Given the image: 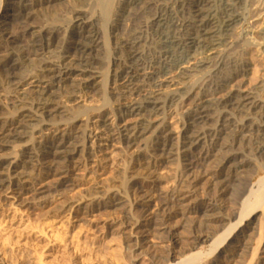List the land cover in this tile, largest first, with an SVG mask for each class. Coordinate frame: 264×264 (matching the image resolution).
Here are the masks:
<instances>
[{"label": "rangeland", "instance_id": "1", "mask_svg": "<svg viewBox=\"0 0 264 264\" xmlns=\"http://www.w3.org/2000/svg\"><path fill=\"white\" fill-rule=\"evenodd\" d=\"M25 1L24 5L28 4L30 6L35 0ZM193 1L126 0L125 3V0H57L53 4L54 8L52 5L50 10H38L40 12L38 15L37 11H31V13L26 11L24 13L20 7L13 4L18 2L17 0L12 2L11 0H0V19L6 16L4 21L17 38L19 35V38H21L25 33L28 34L33 31L36 32V35L39 33V36H43L40 41L44 42L47 39L45 36L52 31L54 34L53 40L56 42L63 41L65 48H68L69 45L71 49L73 45L80 41L81 43L78 42L79 45L77 44V46H86L90 49L87 54L82 56L77 54L75 59L77 60L76 68H71L75 71V76H78L73 83L75 89L61 88L58 90L55 86L54 88L50 87L49 85H53L48 80L43 81L44 86L50 87V93L54 91L56 96L60 97L59 100L57 98L60 105L57 102L56 105L53 104L54 107L59 105L58 111L55 112L54 117H49L46 120L53 128L61 125L66 126L67 124L70 127L75 124L81 132L87 133L89 151L85 157H76L72 161L69 175L66 178L69 186L59 194H53V189L64 176L58 173L44 175V170L41 167L34 169L32 179H38L34 181L36 183L33 186L34 191L43 188L50 191L48 196H41L43 199L41 197H39L41 199H36L32 194L14 199L11 192H6L5 189L0 190V264H180L184 259H187L188 241L195 233L193 231L194 222L198 221V219H194L196 216L191 218H184L180 215L174 216L167 222L169 228L173 227L172 230L177 238V244L172 249L167 250L163 248L162 238L157 234L156 229L160 225L157 221H152V224L149 223L147 228L139 229L132 235L124 230L122 216L130 209L129 205L117 209H101L98 211L91 208L83 210L82 208L85 203L90 204L91 201L104 199L108 193L119 192L125 196L126 192H130L129 189L132 185L144 182L142 177L136 175L137 173L134 172V167L129 160L133 155L145 154L146 147L150 145L153 130L140 138L139 144L126 149L118 136L119 125L116 111L121 107L123 108L125 105L127 106L136 101H142L150 93L158 91L176 101L186 98L187 93L192 88L198 87L214 70L212 69L214 64L207 65L205 58L225 57L226 53L232 57L237 56L243 59L248 65V73L234 83L233 88H240L244 92L252 93L257 101H261L264 97V92L259 89V86L264 82V49L262 50L261 46L258 45V47L256 44L245 40L249 33V35H253L259 40L258 43H263V40L259 37L261 31L264 30V16L261 22L252 27L247 24L248 21H244L248 19V16L245 6H242L239 13L240 11L243 13V18L230 28L225 42L227 45L224 43L216 46L204 55L198 52V55L189 62L188 58H185L186 54L171 43L174 38H181V36L184 38L185 31H176L172 25H183L185 23L188 16L187 14L184 15L181 5L186 4L188 6ZM209 1L219 13L221 0ZM247 1L250 3L252 0H245L244 3ZM74 5L76 8H74ZM77 6L81 11L78 10ZM27 12L30 14L28 21L18 17V15H25ZM75 12H79V17H75ZM9 15H15L16 18H13V20L16 21L14 23ZM22 21L23 25L19 24ZM29 23H31V26ZM11 26H14V28ZM40 28L41 30H39ZM57 32L61 36L57 37ZM258 34L259 37H257ZM24 37L22 45H32L31 40L29 41L31 38L28 35ZM60 37L63 39L60 40ZM71 39L73 40L71 41ZM40 44L37 45L40 46ZM53 50L51 49V51ZM134 52L135 54H133ZM73 53L74 50L71 51V55H74ZM51 57H54V54ZM164 63L165 65L162 68H165V71L157 74L158 76L155 75L154 71H158V68H161V64ZM34 66H29L27 73L21 71L22 73L18 72L19 74H17L22 75L20 78L35 74L39 66L38 64ZM34 70L36 71L34 72ZM224 70H226V72H223L224 74L232 71L231 69L228 71L227 68ZM125 73H130L128 78L130 89L134 91L137 88L133 96L122 93ZM82 78L84 79L82 80ZM135 79L136 81H134ZM0 83L3 86L0 90V130L7 123L14 121L20 122L24 133V137L20 140L15 138L0 141V145H4V149H0V162L9 161L11 163L15 162L16 157L21 156L20 151L22 149L34 148L36 141L39 140L40 135L32 136L31 134L39 126L38 115L32 110L33 100H36L37 97L35 95L28 96V101L23 98L21 100L20 97L16 101L15 95L7 89L5 83L1 81ZM28 88L33 92H38L37 84L30 85ZM66 90L68 93L63 92ZM74 96L75 99L69 102L68 99ZM26 102L28 107L25 106ZM167 115L168 117L163 122L168 124L170 128L176 129V124L180 119L176 107H170L169 105ZM21 118L22 120H20ZM129 119L131 120L129 121L130 124L133 125L137 117L136 120L134 118ZM141 120H138L139 123ZM162 120L163 116L148 119V121H153L155 124L157 122V125H160ZM104 122H106L105 125ZM143 125H145V122H143ZM110 130L111 132H109ZM50 134L48 131L44 132V135ZM250 144H258L263 150L261 153H256V155H253L250 151L245 155V159L249 161L250 166L245 168L244 171L234 173L229 183L228 193L223 195L216 203V213L228 215L233 212L235 214V218L230 222L231 225L240 219L244 206L252 200L254 201L257 194L264 192V179L258 183V179L252 181L251 178L254 169L264 163V129L258 137L244 139L239 145L240 148H246ZM34 149L38 153V149L36 147ZM179 164V158L175 157L158 171V176H163L165 180L166 178L169 179L161 185L162 189L171 186L172 178L177 173L179 174ZM215 167L216 165L210 164L209 170L215 172ZM27 171L30 172V169ZM197 173L201 174V172ZM39 175L41 176L39 177ZM249 181L251 182L250 185L242 190V186ZM215 192V189L210 188L209 181L204 179L200 181L197 189H195V193H197L195 198L201 203L208 197H213ZM51 193L53 195H50ZM193 200L189 201L191 205ZM72 206L73 210L70 209ZM263 212L264 208L258 209L254 214L255 219L253 221L245 218L240 229H245L246 233L240 238L242 243L240 241L238 256L229 264H249L255 249H259L255 262L262 264L261 262L264 259ZM139 215L140 213L136 212L135 218L137 219ZM149 219V217L142 218V221L148 222ZM230 224H227V228H221L215 238L222 236V233L226 232ZM238 232L239 229L233 235L237 239L241 235ZM136 238L140 242L138 247L136 242L132 240ZM211 249L212 241L200 246V253L204 252L201 259L189 264H210L216 260L219 254L210 256ZM159 251L165 252V256H156V252Z\"/></svg>", "mask_w": 264, "mask_h": 264}, {"label": "bare ground", "instance_id": "2", "mask_svg": "<svg viewBox=\"0 0 264 264\" xmlns=\"http://www.w3.org/2000/svg\"><path fill=\"white\" fill-rule=\"evenodd\" d=\"M12 1L15 0H11V2ZM17 1L18 2L13 4L20 7L24 13L26 11H30V13L31 11L38 12V10L47 11V9L50 10L52 7L54 8L53 4L57 2V0H35L36 2L34 1L32 5H30L31 2L29 1L30 6H28V4L24 5L26 3L25 0ZM244 1L221 0V10L219 13H217V9H215V6L211 4L209 0H194L190 5L188 4V6H186V4H182L181 9L184 15L187 14L188 17H185L186 21L183 25L173 24L172 27H174V30L179 32L185 31V35L184 38L181 35H179L181 38H174L171 41L172 45H174L178 50H182L183 53L186 54L185 58H188L190 62L198 55V52L199 54L203 53L202 55H204V53L211 51L216 46L224 44L228 33L230 32V28L243 18V13H241V11L239 13L242 6H245L248 16V19L244 21H248L247 24L252 27L255 26L258 22H261L264 16V0H252L250 3L247 1L249 3L248 5L246 4L247 2L244 3ZM74 8H76V6ZM17 9L19 10V8ZM78 10H80V8ZM39 13L40 12L37 14L39 15ZM12 15H9V17L13 20V18L16 17L15 15ZM74 15L77 17L79 12H75ZM18 17L28 21L30 19V14L27 12V14H21L20 16L18 15ZM5 18L6 16L0 19V81L4 82L7 89L15 95L16 101L17 99H20V97L21 100H27V97L32 95L37 97L36 100H33V104H31L32 110L36 115H38L39 126H37L31 134L32 136L40 135V137L35 143L38 153L37 150L34 149L35 147L26 148L20 151L21 156L16 157L14 159L15 162H0V190L5 189L6 192H11L14 195V199H19L23 196L31 194L36 199L44 195L48 196L50 191H47L45 188L41 190L39 189L38 191L33 190V186L36 184L34 181L38 180L35 178L32 179L34 176V169L36 167H41V169L44 170V175L58 173L59 175L64 176L53 189V194H59L64 188L69 186L66 178L67 175H69V171L71 169L70 164L72 161L76 157L82 158L87 155V152L89 151L87 146L88 136L86 132H81L80 129L76 128L75 124H70V127L67 126V124L66 126L61 125L53 128L48 123L46 119L54 117V114L58 111V106L60 105L59 102H57L58 97L54 91L50 93L49 90L50 87L54 88V86L58 90L61 88L75 89L76 87H73L75 86L73 83L75 78L78 76H75L76 73L72 69L73 67L76 68L77 65V60H75L77 58L76 55L81 54L82 56L87 54L90 49L86 46H77L80 41L73 45L71 49L69 45L68 48H65L63 41L56 42L53 40L52 37L54 34L52 31L50 34L45 36L47 39L44 42L42 40L40 41L43 36H39L38 32V35H36V32L33 31L30 32L32 34L25 33V35H28L31 38L29 41L31 40L30 43H32V45H22L25 35L21 38H19L20 35L18 38L17 36H14L11 32L12 29L8 28V24L5 23ZM15 21L16 20H13V23ZM19 24L23 25V21ZM30 24L31 23H29V25ZM34 26L32 27L34 28ZM12 28H14V26ZM41 28L39 30H41ZM60 29L58 30L60 31ZM59 36L61 35H58L57 37ZM250 36L253 35H249L248 33L245 39L246 42L256 44L257 46L259 45L263 50L264 30L261 31L260 37L259 34L257 36L263 40L262 44L258 43L259 40H257L255 36ZM61 39L63 38L60 37V40ZM72 40L73 39H71V41ZM37 44H40V46ZM225 45L227 44L225 43ZM51 49L54 50L51 51ZM72 50H74V55H71ZM53 54L54 57H51ZM133 54H135V52ZM205 62L207 65L214 64V68H212L214 70L211 72V75L209 74L210 76L207 79L200 83L198 87L192 88L191 91L187 93L186 98L176 101L175 99H170L167 95L163 93L161 94L158 91L150 93L147 97H144L142 101L130 103L129 105H125V107H121L116 111L119 125L118 136L126 149L139 144L140 138L144 137L145 134L153 130L150 137V145L146 147L145 154L133 155L129 160L131 165L134 167V172L137 173L136 175H138V177H142L144 182L142 184L132 185L129 189L130 192H126L125 196L121 195L119 192L108 193L104 199L100 201H89L90 204L85 203L82 208L83 210L91 208L98 211L101 209H117L119 207L129 205L130 209L122 216V225L125 228L124 230H127V233L129 232L132 235L139 229H143L144 227L147 228L149 223L152 224V221H157L160 224L156 229L158 231L157 234L162 238V243L164 244L163 248H166L167 250L169 248L172 249V247L177 244L176 235L172 230L173 227L169 228V226H167V222H169L174 216L180 215L184 218L196 216L194 219H198V221L194 222L193 226V231L195 233H193L188 241L189 256L187 255V259H184L180 264H189L196 260H200L202 254L204 253H200V246L210 241H212V249L209 255L214 256V254H219L218 258L210 264L232 263L238 256V247H240V244L242 243L240 238L246 233L245 229H240L245 221V218L249 221H253L255 219V212L260 208H264V192H260L254 198V201L252 200V202L244 206L240 219L235 224H230V222L235 218V214L233 212L228 215H220L216 213V203H218V200L223 195L228 193L229 183L233 178L234 173L237 171H244L245 168L250 166L249 161L245 159V155L249 153V151L250 153H253V155H256V153H261L263 150V148H261L258 144H250L246 148H240L241 146L239 144L242 140L249 139V137H258L261 131H263L264 97L261 101H257L253 97L252 93L244 92L240 88H233V84L239 79L245 77L246 73H248V65L243 61V59H240L237 56L232 57L230 54L227 55L226 53L225 57L205 58ZM185 63L187 62L185 61ZM35 64H38L39 66L36 69L37 71L34 70V72L36 71L35 74L26 76V78H20L22 75H18V72L25 71L27 73L28 67L34 66ZM163 65H165V63L161 64V68H158V71H154L155 75L165 71V68H162ZM226 68L228 71H230L229 69L232 71L228 74H224L223 72H226V70H224ZM129 75L130 73H125V82L122 87V90H124L122 93H128L133 96V93H135L137 88L134 91L130 89V80H128ZM84 78H82V80ZM45 80L51 82L53 86H44L45 84L43 81L45 82ZM134 81H136V79ZM262 83L263 84L259 86V89L261 92H264V82ZM34 84H37L38 92H33V90L31 91L28 88L30 85ZM1 85L2 84L0 83V90L3 87ZM134 86L136 87V85ZM79 91L81 90L79 89ZM63 92L66 93L67 90ZM13 94L12 96H14ZM73 99H75V96L68 100L70 102L73 101ZM56 102L59 104L56 106L57 108L53 105ZM169 105L170 107H176V112L180 117L176 124V129L170 128L168 124L163 122L168 117L167 109L169 108ZM25 106H27V102ZM18 108L20 107L18 106ZM160 116H163V120L160 125H157V122L155 124L153 121H148V119H156ZM129 118H134V120H136L135 124H130L129 121L131 120ZM139 119H142L140 123L138 121ZM20 120H22V118ZM143 122H145V125H143ZM105 123L106 122H104V125ZM22 129L23 126L20 122L17 123L11 121L7 123L2 130H0V141L2 140L3 142L7 139L15 138H17V140L22 139L24 137ZM45 131H48L51 134L44 135ZM109 132H111V130ZM2 145H0L1 150L4 149V145ZM175 157L179 158V174L177 173V175H173V182L170 187L162 189L161 185L169 179L166 178L165 180L163 176H158V171L164 164L171 161ZM210 164L216 165L215 172L209 170ZM28 169H30V172L27 171ZM197 172H201V174H198ZM263 174L264 163H262L260 167L254 169L251 177L253 179L252 181L258 179L257 182L260 183V181L264 179ZM40 176L41 175H39V177ZM204 179L209 181L210 188L212 187V190L215 189L216 192L214 195L212 194L213 197H208L200 203L195 198L197 195V193H195V189H197V185L200 181ZM250 183L251 182L249 181L242 186V190L248 187ZM53 194L51 193L50 195ZM41 198L43 199V197ZM192 199L194 200L191 205L190 202ZM72 208L73 206L70 209ZM136 212L140 213L138 216L139 219L135 218ZM147 217L150 218L148 222L145 221V223L142 221V218ZM228 223L230 224V227L226 230V232L222 233V236L215 238L220 229L223 227L225 228ZM238 229V233L241 235L237 239L233 235L236 231H238ZM132 240L136 242L138 247L140 244L139 240L137 238ZM258 250L259 249L254 250L253 257L249 264H257V262H255V258L258 256ZM156 253V256H165V252L159 251ZM261 263L264 264V259Z\"/></svg>", "mask_w": 264, "mask_h": 264}]
</instances>
